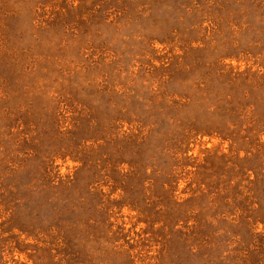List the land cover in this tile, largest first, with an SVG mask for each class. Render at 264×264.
<instances>
[{
    "label": "rangeland",
    "instance_id": "374dc122",
    "mask_svg": "<svg viewBox=\"0 0 264 264\" xmlns=\"http://www.w3.org/2000/svg\"><path fill=\"white\" fill-rule=\"evenodd\" d=\"M0 264H264V0H0Z\"/></svg>",
    "mask_w": 264,
    "mask_h": 264
}]
</instances>
